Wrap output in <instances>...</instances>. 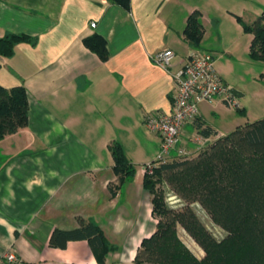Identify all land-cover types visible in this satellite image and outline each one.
Masks as SVG:
<instances>
[{"label":"crops","instance_id":"0c3cea01","mask_svg":"<svg viewBox=\"0 0 264 264\" xmlns=\"http://www.w3.org/2000/svg\"><path fill=\"white\" fill-rule=\"evenodd\" d=\"M237 5L131 0L128 10L111 0H0V37H36L17 43L11 56L0 55V85L24 86L29 99L27 126L0 139V255L12 249L27 264H132L158 222L141 166L156 159L161 138L147 129L145 116L171 109L173 74L196 49L184 35L189 16L202 12V47L212 13L236 17ZM216 21L220 40L222 21ZM93 35L105 39L107 59L85 44ZM165 48L175 52L169 69L154 60ZM217 69L226 80L224 67ZM224 107L219 100L201 104L182 134L189 155L204 149L195 142L202 137L197 121L217 131L210 140L232 131L214 122ZM240 121L236 127L248 122ZM112 141L136 167L134 180L120 189ZM79 217L98 224L113 247L104 261L87 240L49 246L55 228L74 229Z\"/></svg>","mask_w":264,"mask_h":264},{"label":"trees","instance_id":"16d2710c","mask_svg":"<svg viewBox=\"0 0 264 264\" xmlns=\"http://www.w3.org/2000/svg\"><path fill=\"white\" fill-rule=\"evenodd\" d=\"M125 9L131 0H111ZM202 12L195 10L188 18L184 35L198 49L204 36ZM246 33L253 38L249 55L264 62V11L251 23L240 16ZM20 42H36L26 33H8L0 37V55L11 56ZM85 44L102 59L109 57L106 41L101 35L85 39ZM264 77V74H262ZM245 112L244 109H239ZM29 99L24 86L7 88L0 85V139L27 126ZM199 134L206 140L218 133L203 122H196ZM114 158L113 171L117 189L132 182L136 167L117 141L109 144ZM167 183L181 202L176 207L166 201ZM144 188L152 196L156 229L142 240L132 264H264V117L247 122L230 133L210 140L194 156L175 157L159 165L152 174L145 173ZM201 206L212 220L225 229L223 239H217L203 223L193 205ZM79 226L55 228L49 246L66 248L70 241L87 240L99 261L113 250L101 227L83 217ZM181 225L206 251L197 258L178 234Z\"/></svg>","mask_w":264,"mask_h":264},{"label":"rangeland","instance_id":"374dc122","mask_svg":"<svg viewBox=\"0 0 264 264\" xmlns=\"http://www.w3.org/2000/svg\"><path fill=\"white\" fill-rule=\"evenodd\" d=\"M236 13L246 22L251 23L258 15L264 11V0H237ZM211 19L214 23H207L206 38L201 50L214 54L217 58V68L219 64L224 67V76L231 88H242L244 96L240 97L242 109L225 106L218 111V115L213 114V118L222 130L234 129L240 122H253L264 117V62L253 60L246 49V45L252 37L243 29L236 17H231L224 12L212 13ZM222 21L219 31L222 32V39L218 40L217 21ZM212 21V20H211ZM218 31V32H219ZM240 90V89H239ZM244 124V123H243ZM214 140V139H213ZM204 144L201 143V146ZM173 151L171 156H175ZM194 155H188V157ZM142 167V166H141ZM159 188L165 191L166 201L170 206H177L181 201L171 187L162 182ZM197 214L206 225L208 230L219 240L226 235L224 228L216 224L210 215L198 204L193 205ZM180 208V207H176ZM178 234L182 241L188 246L191 252L199 259H203L207 253L205 249L181 226H178Z\"/></svg>","mask_w":264,"mask_h":264},{"label":"built area","instance_id":"2783aa9c","mask_svg":"<svg viewBox=\"0 0 264 264\" xmlns=\"http://www.w3.org/2000/svg\"><path fill=\"white\" fill-rule=\"evenodd\" d=\"M96 23H92L95 26ZM175 52L170 48L159 51L155 63L169 69ZM175 93L170 111L149 113L144 123L147 129L161 138L159 153L155 160L142 165L144 173L152 174L161 164L175 157L188 156L190 153L182 141L186 125L196 121L200 115L203 102L221 101L230 108L241 109L240 97L232 92V88L222 77L216 66L214 54L208 51L194 49L185 63L173 74ZM201 137L195 142L205 143ZM175 151L176 155L171 156ZM0 264H27L23 262L14 250H8L0 255Z\"/></svg>","mask_w":264,"mask_h":264},{"label":"water","instance_id":"95a60500","mask_svg":"<svg viewBox=\"0 0 264 264\" xmlns=\"http://www.w3.org/2000/svg\"><path fill=\"white\" fill-rule=\"evenodd\" d=\"M232 92L238 97H243V93L236 88H232Z\"/></svg>","mask_w":264,"mask_h":264}]
</instances>
